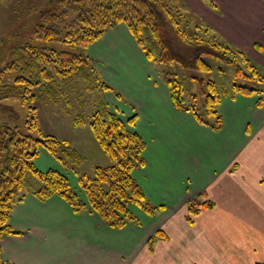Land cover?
<instances>
[{"label":"crops","instance_id":"crops-1","mask_svg":"<svg viewBox=\"0 0 264 264\" xmlns=\"http://www.w3.org/2000/svg\"><path fill=\"white\" fill-rule=\"evenodd\" d=\"M233 2L237 8L225 17L211 16L198 1L193 4L215 29L246 50L257 69H264V3L261 0ZM118 30L125 36L121 38L116 33ZM109 31L87 47V56L99 65L105 78H110L108 70L123 72L129 66L119 53L118 43L124 41L128 50L139 52L136 42H129L130 32L124 24ZM142 61L149 67V62L153 63L145 56ZM145 80L152 85L140 101L141 115L135 114L133 127L145 142V167L133 173L144 192L165 209L155 220L145 217L139 219L140 225L128 223L121 229H113L93 212L74 213L58 196L41 202L29 191L13 206L9 218V225L20 234L0 240L4 261L9 264H264V185L261 183L264 86L260 94L229 95L226 100L221 99L217 107L221 128L216 131L199 123L191 113L173 107L164 77L160 80L147 74ZM116 112L124 120L133 116L130 111L127 116ZM188 127L198 130L204 143L192 142ZM188 140L192 144L185 146ZM190 177L199 178V185L192 188ZM171 178L181 187H170ZM199 195L213 207L201 209L189 224L187 203ZM158 230L165 237L157 238L149 248L147 241Z\"/></svg>","mask_w":264,"mask_h":264},{"label":"trees","instance_id":"trees-1","mask_svg":"<svg viewBox=\"0 0 264 264\" xmlns=\"http://www.w3.org/2000/svg\"><path fill=\"white\" fill-rule=\"evenodd\" d=\"M261 1L264 3V0ZM50 2L51 7L42 10L37 16L35 37L41 42L70 46L77 51L28 43L15 46L11 52L12 60L6 67L13 74V85L8 91L21 95L24 104L27 99L24 95L34 100L35 91L56 102L62 95L61 86L75 79L82 80L87 90L96 83V87L103 91H111V86L100 82L95 62L83 50L119 24L127 27L146 59L153 63H178L187 70L207 71L210 67L203 60L204 55L225 63L235 62L229 58L235 52L223 43L203 39L197 34L187 35L181 27L182 16L179 11L162 0ZM177 42L180 46L176 45ZM237 54L254 72L251 60L241 51ZM163 77L173 107L191 113L199 123L216 131L221 128L217 107L223 94L251 96L262 92L260 88L233 86L231 90L221 93L213 81H207V92H202L205 99L202 105L197 106L194 102L184 101L183 88L173 73L166 72ZM199 84L203 85V82L199 80ZM30 110L32 117L22 127L0 124V240L4 236L20 234L9 225V218L13 206L25 196L23 191L28 185V178L40 182L37 188L30 187L39 201L45 202L56 195L74 213L84 210L93 212L113 229H121L128 223L140 225L139 219L130 210L131 205L150 217L165 209L164 206H152L146 200L133 176L134 171L145 167V142L133 129L136 115L125 121L107 102H102L90 115L88 122L92 135L112 164L104 168L95 167L93 177L85 174L78 176L81 193L85 197L82 200L65 174L52 168L45 172L36 168L35 160L40 149L64 166L68 161L78 164L81 156L67 141L42 133L38 128L36 108L32 106ZM85 123L86 120L80 115L74 119L77 126ZM261 183L264 185V179ZM212 207V203L203 201V195H199L196 200L187 203L186 221L192 224L201 209ZM164 237L163 231L158 230L148 239L147 245L150 248L157 238ZM0 264H9L3 260L1 248Z\"/></svg>","mask_w":264,"mask_h":264},{"label":"rangeland","instance_id":"rangeland-1","mask_svg":"<svg viewBox=\"0 0 264 264\" xmlns=\"http://www.w3.org/2000/svg\"><path fill=\"white\" fill-rule=\"evenodd\" d=\"M162 1L179 11L182 16L180 24L182 29L188 33L187 35L197 34L203 39L209 41L216 40L223 43L235 52L232 57L229 55V58L233 59L236 63H225L204 55L203 60L210 67L207 71L187 70L182 68L178 63L172 65L157 63L153 65L154 63L149 62L151 65V67H149L142 61L144 54L140 49H138L139 52L128 50L127 43L125 44V42L122 41L118 43L120 48L119 53L122 58L129 63L128 67L122 69L123 72L116 71V73H111L108 70L107 74L110 78L107 76L105 78L101 74V70L98 69L99 65L95 63L96 73L100 82H104L111 86V91H103L99 87H96V83L92 84V89L87 90L86 84L82 80L75 79L73 82H67L61 86L62 95L56 102L48 100L47 97L43 96L39 91H35L34 100H30L28 95H24V97L27 98L24 104L21 95H16L8 91L10 86L13 85V74L6 69V67L12 60L11 52L13 48L17 45L28 43L31 45L54 47L56 49L72 52H76L77 50L70 46L44 43L35 37L37 16L42 10L51 7L50 0H0V124L22 127L25 122L32 117L30 107H35L40 131L44 134L53 135L60 141H67L69 146L75 149L81 156V161L78 164L68 161V164L64 166L46 151L40 149L39 155L35 160L36 168L43 172L50 168L61 171L68 177L72 188L76 190L82 200H85V197L81 193L78 176L85 174L89 177H93L95 167L99 166L104 168L112 164L111 160L105 155L102 148L93 137L88 122L90 115L102 102H107L109 105H112V108H114L115 111H119L121 116L129 115V111L131 112L130 116L136 113H140L141 115L142 109L140 108V101L142 97L146 95L145 90H150V86L152 85V83L149 84L147 80H145L146 75L150 74L154 78L162 80L166 72L173 73L175 78L180 82L183 88L182 97L184 101L186 103L194 102L197 106L202 105L205 99L202 92H207L205 87L207 81H213L221 93H223L222 91L231 90L233 86H247L251 88H261L264 86V69L261 67L257 69L253 63H251V65L255 67L254 72L249 69L242 58L237 54L238 51H241L251 60V58L247 56L249 54H247L246 50L238 47L225 35L215 29L207 19L201 16L202 13L197 9L196 5L193 4V1H198L201 8H205L207 11L211 12V16L225 17L228 12L237 8V4H235L233 0H190V2L188 0ZM203 15H205V13H203ZM208 16H210V13ZM116 33L121 35V38L125 36L119 30ZM230 37L233 39L232 34ZM132 40L135 41L131 36L129 42H132ZM176 45L180 46L178 42ZM83 52L85 55H87V52L89 54L88 48L83 50ZM103 63H106V61ZM120 63L121 60L118 63L119 66ZM168 78L172 79L170 76H168ZM199 80L203 82V85L199 84ZM230 95L234 96L237 94ZM227 97L229 98L231 96H225L223 94L221 99L226 100ZM114 100L117 101L114 102ZM225 106L229 107L228 104ZM78 115L86 120L85 124L79 126L74 124V119ZM188 129L187 133L192 138V142L199 144L202 135L198 133V130ZM186 143L187 145L192 144L189 140L185 142V146H187ZM202 143H204V141L200 142V144ZM190 178L192 179V177ZM193 179L190 185L192 188H194V184L199 185L200 182L199 178L195 177L196 180ZM136 180L139 181L138 177ZM27 182L28 185H25L24 193L29 192L31 189L30 187L37 188L40 185L38 180L32 178H28ZM168 182L169 186L175 185L181 187L180 184L178 185L175 178L168 179ZM147 194L144 192L146 200L152 206L160 205L158 201L153 200V196H149V194L147 196ZM163 199L168 198L165 197ZM170 203L171 202L168 201L167 205L169 206ZM130 210L132 214L140 220H144V218L147 217L152 221L159 216L158 213L153 217L154 219H150L141 209L133 205L130 206ZM151 226L152 224H150L149 227Z\"/></svg>","mask_w":264,"mask_h":264}]
</instances>
